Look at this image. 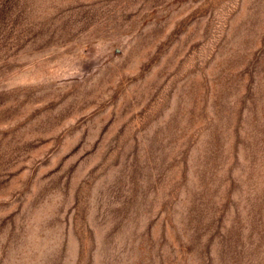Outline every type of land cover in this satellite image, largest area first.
Returning <instances> with one entry per match:
<instances>
[{"label":"rangeland","instance_id":"obj_1","mask_svg":"<svg viewBox=\"0 0 264 264\" xmlns=\"http://www.w3.org/2000/svg\"><path fill=\"white\" fill-rule=\"evenodd\" d=\"M0 264H264V0H0Z\"/></svg>","mask_w":264,"mask_h":264}]
</instances>
